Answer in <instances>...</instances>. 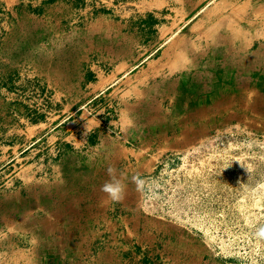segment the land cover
<instances>
[{
  "label": "rangeland",
  "instance_id": "rangeland-1",
  "mask_svg": "<svg viewBox=\"0 0 264 264\" xmlns=\"http://www.w3.org/2000/svg\"><path fill=\"white\" fill-rule=\"evenodd\" d=\"M0 264H264V0H0Z\"/></svg>",
  "mask_w": 264,
  "mask_h": 264
}]
</instances>
